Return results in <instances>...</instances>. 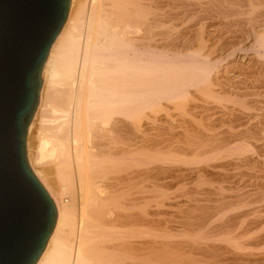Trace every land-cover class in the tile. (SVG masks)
I'll list each match as a JSON object with an SVG mask.
<instances>
[{"label": "bare ground", "instance_id": "6f19581e", "mask_svg": "<svg viewBox=\"0 0 264 264\" xmlns=\"http://www.w3.org/2000/svg\"><path fill=\"white\" fill-rule=\"evenodd\" d=\"M49 54L27 156L58 219L37 264H139L145 177L154 263L264 264V205L229 212L264 197V0H71Z\"/></svg>", "mask_w": 264, "mask_h": 264}, {"label": "water", "instance_id": "95a60500", "mask_svg": "<svg viewBox=\"0 0 264 264\" xmlns=\"http://www.w3.org/2000/svg\"><path fill=\"white\" fill-rule=\"evenodd\" d=\"M71 0H0V264H37L58 210L27 156L43 69Z\"/></svg>", "mask_w": 264, "mask_h": 264}, {"label": "rangeland", "instance_id": "374dc122", "mask_svg": "<svg viewBox=\"0 0 264 264\" xmlns=\"http://www.w3.org/2000/svg\"><path fill=\"white\" fill-rule=\"evenodd\" d=\"M81 1H83V0H81ZM237 13V12H236ZM233 27H236V26H233ZM232 27V28H233ZM235 29V28H234ZM234 29H232V30H234ZM235 38V36L233 35L232 36V38ZM229 38H231V36H229L228 37V39ZM245 40H246V38H245ZM248 40V41H247ZM245 42H246V44H248V43H252L253 41H252V38L251 37H248V39H247ZM220 52H221V50L218 48V49H215V50H213L212 52H211V57H213V58H219L220 57ZM50 55V54H49ZM49 58V57H48ZM224 65H226V64H224ZM222 67V66H221ZM238 69H235L234 71H237ZM27 142H28V137H27ZM263 143L264 144V135L262 136V138L261 139H259V140H257V142L256 143H258V144H260V143ZM261 143V144H262ZM27 146H28V144H27ZM29 151H28V147H27V153H28ZM254 156V155H253ZM28 160H29V163L31 162V159H30V156H29V154H28ZM254 157H256V156H254ZM53 161H52V160ZM47 161H45V166H46V169L49 171V177H51L54 181H56V186L59 188V189H62L64 192H68L69 190H68V188H69V182H67V178L66 179H64V177H66V175H65V171H63L64 173H62V168L60 167L61 166V164L59 163V161L58 160H56L55 158H52V157H47V159H46ZM50 161V162H49ZM56 161H58V162H56ZM59 163V164H58ZM30 166H31V164H30ZM34 166H31V168H32V170L34 171V173L36 174V172L38 171V173L37 174H39L40 173V167L38 168V166L37 167H34ZM59 167L61 168V171H60V169H59ZM37 169V171L35 172V170ZM39 169V170H38ZM63 174H64V176H63ZM40 176L39 177H42V176H44V172H43V175L41 176V174H39ZM37 176V175H36ZM38 177V176H37ZM39 177H38V179H39ZM45 177V176H44ZM44 177H42V178H44ZM42 178H40V179H42ZM39 179V180H40ZM150 179H148V178H144V181H143V204H142V210H141V217H142V225H141V230L143 229V231H141V233L142 232H144V233H142L141 235V238H142V240H143V242H144V246L145 247H147V248H145L144 246L142 247V249H141V252L142 253H140L141 255L140 256H142L141 257V259L139 258V264H156L157 262H156V260H155V257H153L154 255V250L152 251V248L148 245V244H146L147 243V241L148 240H151V237L153 238L155 235V232H156V230L154 229L155 228V224H154V220H155V213L153 214V211L155 212V208L153 207L154 206V203H153V205L149 202L148 203V201L151 199V187H153L152 186V183H150L151 182V180L149 181ZM41 181V180H40ZM151 185H150V184ZM69 184V185H68ZM44 185V184H43ZM151 186V187H150ZM64 187V188H63ZM148 188V189H147ZM149 188H150V190H149ZM68 190V191H67ZM149 190V191H148ZM149 192V193H148ZM152 194H153V192H152ZM65 196H66V198L67 199H69V193H66L65 194ZM149 196H150V198H149ZM147 199V200H146ZM145 200H146V203H145ZM261 202V203H260ZM251 204H252V206H251ZM254 204V205H253ZM151 205V206H150ZM249 205L251 206V207H249ZM262 205H264V197H261L259 200H256V201H252V202H245V203H241V204H239V205H235V206H233V207H231L230 209H229V212H236V211H238V213L239 212H242V211H245V210H252V208H253V206H254V210H256V209H258L260 206H262ZM145 206H147V207H145ZM245 208H243V207ZM258 206V207H257ZM78 207H79V205H78ZM144 207V208H143ZM238 208V209H237ZM239 208H242V209H239ZM153 210V211H152ZM234 210V211H233ZM131 213V212H130ZM142 213H144V214H142ZM152 216H151V215ZM256 214L257 213H252V214H250V216H249V218H251V219H253L255 216H256ZM154 215V216H153ZM150 216V217H149ZM148 217V218H147ZM148 221V222H147ZM128 222H129V224H128ZM127 222V225L128 226H131V220L130 221H128ZM126 225V227H128ZM153 225V226H152ZM152 228V229H151ZM148 231V232H147ZM154 231V232H153ZM260 230H257V231H255L254 232V234H253V236L254 237H258L259 236V234H260V232H259ZM150 237V238H149ZM146 242V243H145ZM148 245V246H147ZM150 247V248H149ZM148 249V250H147ZM148 252V253H147ZM196 256H198V257H200V256H203V258H202V264H218V257L217 256H215V255H213V254H206V255H196ZM148 258V259H147ZM153 260V261H152ZM153 262V263H152ZM154 262H156V263H154Z\"/></svg>", "mask_w": 264, "mask_h": 264}]
</instances>
